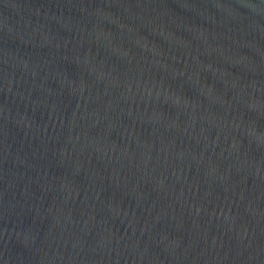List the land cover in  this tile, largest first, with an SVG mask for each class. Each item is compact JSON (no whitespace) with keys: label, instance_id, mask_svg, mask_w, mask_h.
<instances>
[{"label":"water","instance_id":"95a60500","mask_svg":"<svg viewBox=\"0 0 264 264\" xmlns=\"http://www.w3.org/2000/svg\"><path fill=\"white\" fill-rule=\"evenodd\" d=\"M0 264H264V0H0Z\"/></svg>","mask_w":264,"mask_h":264}]
</instances>
